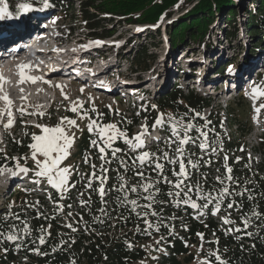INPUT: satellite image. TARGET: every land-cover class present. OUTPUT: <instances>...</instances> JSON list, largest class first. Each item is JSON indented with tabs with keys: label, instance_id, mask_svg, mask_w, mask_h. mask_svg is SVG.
Instances as JSON below:
<instances>
[{
	"label": "trees",
	"instance_id": "1",
	"mask_svg": "<svg viewBox=\"0 0 264 264\" xmlns=\"http://www.w3.org/2000/svg\"><path fill=\"white\" fill-rule=\"evenodd\" d=\"M7 1L9 5L4 7L8 9L11 14L17 15L20 13V8L17 2H15L16 0ZM29 1L38 2L40 0ZM101 1L103 0H85V2H83V18L90 22L88 27L92 33V35H90L93 37H110L114 35L116 29L107 26V24L113 22V18L100 19L97 17V14L90 13V7H96L99 10H106L107 8L108 11H111L114 15L124 17L129 23H157L168 9L176 5H180L182 9L185 5L191 4L193 0H108L107 4ZM0 6H3L2 0H0ZM243 10L246 13V18L250 25L247 31L250 40L254 43L253 47L250 49L251 53L254 54V48L261 42H264L262 38L264 31L260 29L261 27L264 28V0H249ZM119 11H121V13H118ZM237 11H241L239 10V3H237V0H197V3L194 4V8H192L185 17L178 18L169 29L170 42L174 48L179 45H187L190 47V44L194 42H197L198 45L201 44L204 41L209 24L211 21L215 22L214 19L218 18L220 14H224L223 21L225 20L224 25L226 26V29L222 28L223 34L227 40L232 42L236 40L238 35L236 26H232L231 24V22H234L233 19L235 15H237ZM154 37H156V35H154ZM154 37L153 39L155 40ZM151 42L153 41L151 40ZM143 46L144 48L137 50L131 59L133 69H149L153 61L152 55L147 51V47L145 45ZM157 99L156 104L161 111L157 113L152 112L149 116L148 113L150 110L148 106L145 109L139 108L135 117L133 116L135 121L140 117L144 118L145 121L148 119L151 124L162 112L167 116L168 114H173L177 119L184 117V122L192 119L197 126L207 124V128L212 130L209 132V137L213 147L217 143V140L225 147H230L231 143L237 146L241 143V139L250 131V127L244 128L243 126L246 124L237 119L238 114L243 110L242 106L244 105V100L242 97H239L236 102L231 103L229 107V113L231 115L229 121L231 125L238 126L239 128H237L242 134L240 137L232 138L233 141L227 139L222 130L218 128V122H214L213 116L212 118L203 117L201 115L196 116V113H200L203 108L208 105L207 99L198 92L189 90L184 93L180 85L175 84L171 91L161 95L160 98L158 97ZM139 114L141 116L138 117ZM123 129H126L128 135H130L134 132L135 128ZM165 129L170 132V125H167ZM195 133V130H193L192 135ZM219 136H221V140H219ZM95 139H97V134H92V132L89 131L81 133L76 149L78 154L72 155L73 158L71 162H73V164L75 163V159L79 161L77 157L83 158V155L91 153L92 160L98 159V157H96V152H98V150L93 147L91 143ZM124 144V141L117 140L114 142L113 147L122 149ZM262 144L264 145V142H262ZM29 145V142L22 140L11 142L8 150L0 152V166L9 165L8 162L15 163L16 161L12 160L11 157L19 155L18 157L21 158L22 153L29 149ZM167 147L168 146L162 149H152L151 152H156L157 150L170 151ZM260 149L263 160L256 169L246 167L245 162H242V165H235L233 161H231V168L233 169L232 174L239 180V183L234 185L236 191H242L244 188L249 190V192L242 197H232V199L243 202V209L240 211H237L235 208L226 209L227 201H225V208H222L220 211L223 215H228L230 212V218L235 220L236 226L241 228H243V224L240 217L246 213L250 218V224L248 228L244 229L242 232H231L226 234L225 231L220 229L211 216V205L206 209L208 210L206 213H208L209 216L205 219L194 220L188 214H186V217H181L175 210L174 203H170V198L165 195L170 186L161 183L159 185L161 193L157 197V200L163 201V203L154 205L158 217H149L153 222H156L157 219L161 222L160 230L158 232L150 230L151 235L145 234L143 232L145 228L143 220L137 218L136 214L130 210V207L122 205L117 200L118 196L122 197V193L113 189L114 185L118 186L116 178L117 169L128 178L127 181L129 184H132L130 178H135V181L137 180L136 183H138L139 178L136 177L132 171L124 173V170L120 168L116 159L112 158V150L107 149L108 158L111 160V163L105 165V167L109 168V179L105 185L107 194L103 198L107 201V204L101 202L99 193L95 191V189L99 187L97 181L93 180L92 188L87 186L88 183L86 180L90 175L89 172L84 176L85 181H83V185L82 182L78 184V176L73 175L76 184L69 190L66 201H63V203H65L64 205L69 204L70 206L67 215L69 214V224L72 225V228L58 224L57 222H59V220L56 218L51 219L53 225L51 229L47 231L50 235H45L46 243L41 244L38 239L41 236L40 230L41 228L44 229L45 223L48 222H39V220H42L41 217L36 216L33 218L29 224L31 227V234L29 235L23 232L21 236L26 238V242L23 240L19 243V246L21 243V246L24 245V253L27 256V262H22V264H135L136 261L138 262V260H143L146 257V248L143 243L151 237L165 234L170 235L169 241H172V245H170V254L167 255L161 263L188 264L194 260L193 253L191 252L192 246L197 243L198 233L200 232H204L205 235L207 233L208 235L213 233L216 238L215 240L219 239V244H216L219 254L227 260L228 264H264V215L259 217L252 215L253 210L264 213V147L261 146ZM5 156L9 159L5 160ZM117 156L129 160V157H120V154H117ZM209 159L212 161L211 167L209 168L203 164L200 168L201 176H199L197 181L203 183L202 174H206L207 183L204 184V187L207 189L215 185V187L219 188L220 185L214 178L218 175L223 176L225 174V169L221 166L219 160H217L219 158L216 157L215 153H212L208 157V160ZM169 168L170 166L166 164V174L168 173L171 175L170 170H168ZM144 171L150 173L151 169L145 168ZM151 174L156 176L154 172H151ZM73 176L71 177L70 183L73 182ZM168 177L169 179L170 177L174 179L172 176ZM195 181L196 180H193V182ZM78 193H83L81 197L83 200H89L90 198V204L82 207L79 202ZM249 194L253 199L249 200L247 198ZM16 196L18 197V194ZM193 197L196 198L194 194ZM141 203H143V201H141ZM74 205L76 210H74ZM102 207L105 208L106 215L99 211ZM87 210L89 211L87 212ZM137 211H139V209H137ZM2 218L0 220V225L4 224ZM171 218L176 219L173 220ZM179 219H182L185 224L181 227L182 234L177 236L175 232H173V229L179 228ZM164 221H167V224H165ZM6 223L9 225L13 223L18 225V221L12 219H9ZM137 225H139L141 229L140 232L136 231ZM23 226L19 225V228L22 229ZM230 226L234 227L233 225ZM73 229H75V231H73ZM0 231L7 233L8 229L5 226H0ZM172 232L173 234L171 235ZM246 232L252 234L249 236L245 234ZM238 236L240 237L239 239H237ZM207 240L211 241L209 238ZM13 243V241L0 238V253L3 251L4 247L8 249L6 254L4 253L0 256V264H21V262H17L15 259L16 251L12 246ZM129 244L132 246L129 247ZM208 244L215 246V243ZM36 249L39 251H36ZM182 257L183 259H181ZM213 263L218 264L214 259Z\"/></svg>",
	"mask_w": 264,
	"mask_h": 264
},
{
	"label": "rangeland",
	"instance_id": "2",
	"mask_svg": "<svg viewBox=\"0 0 264 264\" xmlns=\"http://www.w3.org/2000/svg\"><path fill=\"white\" fill-rule=\"evenodd\" d=\"M60 1H65L67 3V6L65 7L64 10L61 11L59 10L60 6L55 7L49 11V9H45V10H41V11H37V12H33V13H38V16H42L46 13V15H48V19L46 20L48 22V24H50L51 26H57L58 32H60V34L58 35V40H60V43L62 45H64L63 47H67L65 50H69V45L71 43H75V42H79V41H83L85 43V41H91L92 44H98L100 43L104 38L106 37H100V36H94L93 37H89V30L88 29V25L90 24L89 21H85L83 16H84V10H83V2H85V0H47L48 4L50 6L53 5H58V2ZM130 1V0H128ZM15 2H18V7L20 8V5L23 3H27L26 0H16ZM104 4L108 3V0H103L101 1ZM249 0H237V3H239V10H241L240 12L237 11V15H235V18L233 19L234 22H231L232 26H236V29L238 31V35L236 40L229 42L228 45L231 47V53L233 56L232 60H229V56H230V52L229 51H224L223 56L221 58H219V62H218V66L220 67L221 64H223L224 61H228L226 64H224L222 66V69H224V67H226L227 65H229L228 67H226V69L229 71V69L234 68L235 66H232V63L235 61H239L243 58V56L248 53L250 51V49L253 47V43H251V40L247 39L249 37L248 34L245 33V28L249 29V22L246 18V13L243 10L245 8V6L248 4ZM41 4L42 1L40 2ZM56 3V4H53ZM197 3V0H193L191 2V4H187L185 5L182 9L181 6L176 5L173 8L168 9L164 16H162L159 20L158 23L155 24H151V25H144L141 26L140 24L135 25L132 23H129L128 20L126 21L124 19V17H121L120 15H114L111 11H108V9L106 8V10H99L96 7H90L89 11L91 14H97L98 18L102 19V18H114L113 22L107 24V26L109 28H115L116 32L114 34V36L112 38H107V40H109L110 42H115L117 41V44L112 45L110 43H103L102 45H97L98 48H89L88 46L86 47L87 51H89L90 53H96L94 56H98L99 52H102L105 56V59L107 61V63H111L112 65V69H110L109 73L106 74V79H112L111 74L116 73V68L118 69L117 63L116 61H119L120 59L124 58V60H121L118 62V64H120V71L121 73H125L126 71H128V67L131 64V56L133 54H135V52L137 50L143 49L144 46H141V44H151L154 42H157V44H151L150 45H146L147 46V51L152 55L153 61L151 62V65L149 66L150 69H141L140 72H136V73H131V75L128 76V78H125V80H129L130 85L132 88H135L134 90L137 89H142V90H146L147 87H149V90H147V94L145 95V100L146 102H141V103H129L127 101H125L122 96L120 94H108V93H104V91H101L95 87H89L87 88L86 85L82 82H74L69 88L68 90H66V96L67 99L64 104L63 101H61V103L58 104V111L56 116L54 117V115H49L46 118L42 119L43 117L39 116V121L37 122V124H43V125H48V126H55L57 125L62 117H68L70 119H75L77 121V125L79 126L77 127H72V128H68V131L70 133H74L75 134V142L72 145L71 149H70V155H69V159L67 158L64 162H63V166H68L71 169V177L74 175H78V184L79 182H82L83 185V181H85L84 176L85 174L89 172V174L91 175V173L93 172V168L92 165L95 164L96 165V172L97 175H99V168L100 165L102 163V161L99 159V162L91 161L92 157H88L87 162H89L91 165L90 166H85L84 168H80V167H76L75 165H73L71 162V159L73 158V154L74 151L77 149L76 148V143L78 141L79 136L81 135V132L84 130H89L88 128V124H89V119L88 118H80V113H74L72 111H70L69 109L71 108L73 102H83V109L82 111H87L88 115L92 118V119H97L99 122L101 123H114L116 124L118 127H120L122 130L123 128H135L134 132L131 133L129 136H133L134 134L138 133L141 131V125L144 123L150 124V122L148 121V119L145 121L144 118H140L139 116H141L140 114L138 115L139 118H137V121H135V119L133 118V116L135 117V114H137L139 108H143L145 109L147 106L150 110V112L148 113L149 116L150 114L153 113H157L161 110H159L158 105L156 104L157 102V98L159 97V95H163L165 93H167V91H171L173 89V77L177 75L178 72H176L178 64H183L185 67H188V70L191 71L192 73H197L198 71H200V73H207V69L205 67H210L211 66V62L214 59L215 55H214V51L216 50L217 46H228L226 44V42H224V37H223V29H226V26L224 25V14L223 15H219L218 18H215L214 21H211V23L209 24L208 30L205 34L204 37V43L202 45H198V43L194 42V43H188L190 44V47L188 49H183L185 56H183V59L180 60L182 58V51L180 52H176V53H172L169 52V50H172L170 48L169 45H172L170 42V35H169V29L172 27L173 23L178 19V18H182L185 17L189 11L192 10V8H194V4ZM49 6V7H50ZM51 12V13H50ZM7 13V12H6ZM118 13H121V11H119ZM31 14V13H30ZM7 16V15H6ZM30 16H26V18H29ZM216 17V16H215ZM15 20H11V22H14ZM150 23V22H149ZM260 25V24H259ZM261 26V25H260ZM261 31H264V28H260ZM91 32V30H90ZM92 35V33H90ZM123 35L122 37H118V35ZM153 38L154 35H156L155 41L151 42V39H146V37H148V35ZM215 34L216 37L212 38V46H205L206 44V38H211V35ZM169 36V37H168ZM115 39V40H114ZM128 39V41H127ZM127 41V45L122 47V43L124 42V44H126ZM209 41V40H208ZM249 41V42H247ZM98 42V43H97ZM261 43L259 44L260 47ZM127 47V48H125ZM259 47H255L257 49H259ZM240 49V50H239ZM83 50L78 49L77 51L73 50L70 51L73 54H81L83 57L88 58L91 55L89 53L82 52ZM255 51V49H254ZM238 52V53H237ZM234 53L236 54V56H234ZM119 55H121L120 58ZM227 58V59H225ZM72 59V58H69ZM100 64H104L105 61L100 60ZM80 65V68L83 67V64L81 62H78ZM208 63V64H207ZM206 64V65H205ZM108 65V64H106ZM115 67V68H114ZM122 67V68H121ZM213 67H216V62L213 63ZM84 68V67H83ZM81 68V69H83ZM195 69V70H193ZM193 70V71H192ZM97 71V70H96ZM93 73L98 77V73H96L95 71H93ZM163 73V74H162ZM141 74L142 75V79L137 80L135 77H137V75ZM159 74V75H158ZM162 74V76H161ZM150 76L152 77V80L148 82V84H141L143 85L142 88L139 87L140 82H144L147 77ZM50 79V84L48 85L49 87V92L48 94H50V89H51V85L53 84V79L54 76L49 75L48 76ZM88 79L89 76H87ZM138 78V77H137ZM11 79L15 81L14 76H11ZM154 80V81H153ZM264 80V77H263ZM104 82V81H103ZM41 83V82H40ZM99 83V82H98ZM23 84V83H22ZM150 84V85H149ZM194 84V88L196 91H199V93L201 94H205L206 96H210V93H213L214 91L211 90V92L207 89L206 91L203 90L201 91L200 86H198L196 83ZM260 84V83H258ZM43 85V84H42ZM182 91L188 92L187 89L189 90H193V86H182L179 83ZM14 87V88H13ZM23 87L27 88L25 85H23ZM139 87V88H138ZM264 87V86H263ZM42 88H47V84L45 87L42 86ZM55 89V88H54ZM81 89H83V91H81ZM112 91V90H110ZM109 91V92H110ZM161 91V93H160ZM166 91V92H165ZM11 92L13 93V95H17L18 94V89H17V85L13 84L12 88H11ZM38 96V95H37ZM65 96V95H64ZM160 98V97H159ZM239 98V96L237 95V97H235L231 103L236 102L237 99ZM148 103V104H147ZM153 105H155L156 107H152ZM262 104H259V107ZM257 107V106H256ZM95 108V112L92 111V109ZM243 110L240 111V114H238V118L240 121H243L244 128H248L250 126L251 128V134L246 137H244L243 139H241V141H245L247 144H249V146H252L253 144H255V133H257V126L256 125V121L253 119V117L255 116V112L254 110H252L251 107H249L245 102L244 105L242 106ZM41 112V111H40ZM211 112V110L209 108H206L203 112H202V116L206 117V115H209ZM213 116H217V110L212 111ZM97 113H101L102 117H98ZM164 113V112H162ZM220 112H218L219 115ZM107 114V115H106ZM143 114V113H142ZM165 114V113H164ZM262 116V114H261ZM165 117L167 118V115L165 114ZM214 119V118H213ZM41 120H44V122H42ZM221 120V118H220ZM36 121L34 117L31 118H25V119H19V121L15 122L14 126L10 129L8 128L7 131L6 130H2L0 128V150H4V148H6L8 140L9 139H18V141H20L22 139V141H26L29 142V144H31L32 141V134H40L41 133V129L35 127ZM129 121L131 123H129ZM155 122V120L152 121V123L149 125V128L152 127L151 125ZM215 122V119H214ZM222 123V121H221ZM252 124V126H251ZM212 125V124H211ZM225 125V124H224ZM65 127L67 128V125H65ZM213 127V126H212ZM238 126H233L231 125V128H237ZM259 127V126H258ZM31 128V129H29ZM165 128H167L165 126ZM211 128V127H209ZM218 128H220V125H218ZM239 128V127H238ZM155 129H162V127H157ZM260 129V128H259ZM94 132L95 134H97L95 131H91ZM152 132V131H151ZM4 133V134H3ZM226 136L227 139L233 141L232 138L235 137H240L242 136V134L240 133L239 129L236 130H232V132H226ZM3 135L5 136V138H3ZM151 135V134H150ZM150 135L148 137H150ZM196 135V134H195ZM194 135V136H195ZM148 137H146V140L148 139ZM219 140H221L220 136L218 137ZM123 141V140H121ZM148 141V140H147ZM259 141V140H257ZM223 146L220 147V150H222V152L227 153V150H230L228 147L222 148ZM242 149V148H241ZM129 151V149L127 150ZM130 154H134L133 152H130ZM230 156L232 155V153L230 152L229 154ZM22 156L24 157H28L27 160L22 159L23 162L21 163L22 166L28 167L29 169H35L36 165L34 163V161L31 159V154H30V149H28L26 152L22 153ZM128 155H126L127 157ZM23 157V158H24ZM123 159V158H122ZM195 160V159H194ZM8 167H6V170L3 172V174H6V172L12 174L13 171H16V166L13 164V162H8ZM28 165V166H26ZM34 172V171H31ZM35 174V172H34ZM90 175L88 177V181L90 178ZM108 175V173H107ZM36 176V175H34ZM74 176H73V182L70 183V185H75L76 181L74 182ZM70 177V179H71ZM39 178V177H38ZM42 181H44L45 183L46 180L41 178ZM126 180H128L125 177ZM86 180V181H87ZM70 182V180H69ZM98 182V181H97ZM48 185V184H47ZM48 188H51V185L48 186ZM71 188H68L66 191H59V195L66 197V195L69 193V190ZM96 191V190H95ZM20 193V192H19ZM88 193V192H87ZM48 195V194H47ZM46 195V196H47ZM51 197V199L49 198ZM82 195L79 194V202L81 200H83ZM24 198H26V200H24ZM37 201H39V203L37 204ZM55 201L53 199V194H49L47 199H42L40 197V195L37 193H32L30 192V190L26 189L24 191H22L20 194H18V197L13 199L9 204H3V206H5V208L3 210H5L7 212H9V210L12 207V205L15 206L14 210H18V208H20V214H24L25 216H29V211L30 209H33L34 211H39V213H42L43 215H38V217H41L42 220H39V222H50L51 219H59L60 222H57L59 224H61V221L64 223L69 222L67 216H66V210H69V204L67 205H63L62 202L60 204H62L63 210H59L58 208H56L58 205H54ZM9 205H11V208H9ZM30 205H35V207H31ZM50 206V207H48ZM2 210V213H3ZM11 210V212L13 211V213H16V211ZM89 210H87L88 212ZM25 212V213H24ZM38 213V214H39ZM4 216V215H3ZM30 216L32 217V215L30 214ZM33 218V217H32ZM220 218V228H222L223 230L227 229V225H224L222 223V218ZM27 219V218H26ZM22 220L24 221L23 217ZM56 222V221H55ZM157 239H151L149 241L144 242V245L147 247V249L149 250V257L145 262H141L142 264H158L156 261V256H154V253H152V251L156 250H160L159 254L157 255V257H161L162 255H164V249L163 248V244L157 243ZM202 250H206L205 247L203 246V249H201V245H199L198 249H194V252L197 253L198 255L195 257V260L190 263V264H202V259L205 260V258L202 255ZM183 259V257L181 258Z\"/></svg>",
	"mask_w": 264,
	"mask_h": 264
},
{
	"label": "snow or ice",
	"instance_id": "3",
	"mask_svg": "<svg viewBox=\"0 0 264 264\" xmlns=\"http://www.w3.org/2000/svg\"><path fill=\"white\" fill-rule=\"evenodd\" d=\"M44 7H49L47 0H42ZM33 9V5L31 3H23L20 5V11L29 12ZM6 13L5 7L0 6V19L5 18ZM98 43V42H97ZM33 66L29 64H20L17 66L18 74L20 76L19 83L32 82L35 83L37 80L42 79L41 77H35L29 75L25 69H31ZM232 69H229L231 72ZM6 82L5 77L2 73H0V100L5 101L6 108L0 110V124L3 125L5 129L11 128L15 124V113L12 111L14 106V101L11 99L10 95L4 91L3 85ZM50 83V82H49ZM264 80L260 82L259 85H255L252 88V95L254 101L259 97H264ZM62 87V86H61ZM23 91V89H21ZM83 91V89H81ZM22 99H27V97H21ZM65 98L67 96L65 94ZM152 107H156L153 105ZM264 108V104L260 105V107H255L254 104V112L255 116L253 119L256 122H259V114L261 109ZM83 102H73L70 111L74 113H80V118H88L89 124L88 128L90 131H95L97 133V139L93 140L91 143L93 147L97 148L100 156L99 159L102 161L99 168V175L96 172V165L93 164V172L90 175L88 187L92 188L93 180L99 182V187L95 189L100 197L101 202L103 204H107V201L104 200V196L106 193L107 181L109 179L107 173L109 172V168L105 167L106 164L111 163V160L108 158L107 149H111V156L113 159H116L117 163L120 165V168L124 170V173L128 171H132L133 174L139 178L138 183L129 184V182L125 179V175L117 169V181L118 186H113V189L119 193H122V197L118 196L117 200L125 206L130 207V210L134 212L137 218L142 219L145 225L143 232L147 235H151L150 230L159 231L161 222L157 219L156 222H153L149 217H158L157 211L154 209V205L157 203H163V201H158L157 197L161 193V189L159 185L161 183H165L169 185L168 191L165 193L167 197L170 198L169 202L174 204H183L188 205L192 209L197 211H202L203 209L209 208V205L212 206V211L214 214H218L222 208H225V201H227L226 209L235 208L237 211L243 209V202L232 199V197H242L246 193L249 192L247 188H244L242 191H236L234 185L239 183L238 178L233 176V169L228 166V156H224V168L225 174L223 176H216L214 180L220 185L219 188L215 187V185L210 188H205L204 184L207 183L206 174H202L203 183L200 181H192V174L194 170H198L200 167V160L203 159V156L193 159L192 157L195 155L187 150L186 146L194 145L198 147L202 153H208L211 151L215 153L217 151V147H213L209 132L212 131L207 128V124L203 126H197L192 119H189L187 122H184V117H180L177 119L173 114H168L167 118L164 113H160L155 122L151 125L152 129L157 127H165L170 125L171 135L166 142L169 146L170 151L165 150H157L156 152H151L145 150L147 147L146 137L150 135L149 125L144 123L141 125V131L134 134L133 136H129L126 129H121L114 123H101L97 119H92L87 111H82ZM18 111L23 114L29 115H40L43 116L45 113H28L27 109L21 106ZM95 112V108L92 109ZM187 115V114H185ZM199 113H196V116H199ZM98 117H102L101 113H97ZM7 118V122H4V118ZM129 123H131L129 121ZM67 125V128L65 127ZM35 127L41 129L40 134H32V143L28 146L30 149L31 159L34 161L36 167L35 169H29L28 167L22 166L20 164L19 157H11L12 160L16 161V169L18 171L12 172L13 176H16L18 172L28 173L29 171H34L36 177L43 178L46 180L48 185H51L53 188L63 192L66 191L69 187H74V185L69 184V180L71 177V169L68 166H63V162L68 158L71 154L70 149L75 142V134L70 133L68 128L79 127L77 125V121L75 119H70L68 117H62L60 122L55 126H48L43 124H37ZM195 130L196 135L193 136L192 132ZM158 139V138H157ZM117 140H123L126 145L129 146V149L137 152V155L130 157L129 160H125L119 158L117 156L118 153L122 152L120 148H114V142ZM175 145L173 148L172 146ZM3 150H0L2 152ZM171 153V154H170ZM5 160L9 159L8 157H4ZM23 159L27 160L28 157H24ZM86 162L88 158H85ZM206 164H211V159L205 161ZM166 164L170 166L168 170H170L172 177L174 179H169L166 174ZM178 166V170L177 167ZM145 168H150L151 172L156 173V176L153 177L150 173L144 171ZM6 170V165L0 166V174H2ZM40 181L37 180L36 183ZM109 189V190H113ZM193 194L196 198H193ZM83 195V193H81ZM134 197V198H130ZM51 199V197H49ZM249 200L253 199V197L249 194L247 197ZM143 201V203H141ZM91 200H81V206H86L90 204ZM39 201H37V204ZM31 207H35V205H30ZM63 205H58L59 210H63ZM70 207V206H69ZM11 208V205H9ZM139 209V211H137ZM99 211L101 213L107 214L105 208H100ZM38 215H43L39 213ZM253 216H261L264 213L257 212L255 210L252 211ZM231 213L222 217V223L224 225H233L234 227H229L225 229V233L231 232H242L244 229H247L250 224V218L245 213L240 219L243 224V228L236 226V221L231 219ZM3 225L7 227V233L0 231V238H5L10 241H15L19 239V236L16 234L15 229L17 225L7 224L6 222L9 219L12 220H21V217L17 213H13L11 211L7 212L3 216ZM24 225L20 231L31 234V227L28 222L21 221ZM67 227L72 228L71 224H68ZM174 230V229H173ZM75 231V229H73ZM137 232H140L141 229L139 225L136 228ZM41 232H44L45 235H50L49 232H46L45 229L41 228ZM246 235H251L252 233L246 232ZM45 235H41L39 239V243H46ZM201 241H204V234L198 233ZM240 237L238 236L237 239ZM159 243V241H157ZM208 243L219 244V239L215 241H208ZM132 245L129 244V247ZM201 249H203V243L201 244ZM36 251H39L36 249ZM213 259L218 262V264H228L227 260H225L217 249L214 252H209L205 257V260L202 261V264H213Z\"/></svg>",
	"mask_w": 264,
	"mask_h": 264
},
{
	"label": "bare ground",
	"instance_id": "4",
	"mask_svg": "<svg viewBox=\"0 0 264 264\" xmlns=\"http://www.w3.org/2000/svg\"><path fill=\"white\" fill-rule=\"evenodd\" d=\"M53 4H56V3H53ZM54 6H56L57 7V5H53V6H50L49 8L48 7H44V8H42L41 10H45V9H49V11H51L53 8H54ZM34 9H38L39 10V8H34ZM37 12V11H36ZM38 13H33L29 18H26V17H22V23H26V24H29V23H31V21L35 18V19H38V15H37ZM19 18V16H17V17H15V18H9V20L11 21V20H17ZM33 24H35V23H33ZM248 40L250 39V37H248L247 38ZM56 41L58 42V41H60V40H58V39H56ZM247 42H249V41H247ZM251 43H252V41H251ZM254 44V43H253ZM78 49H76L75 51H77ZM73 52V51H72ZM72 52H70L69 51V54L67 55V56H64V58L62 57V60L61 59H58L59 61H57L58 63H57V65H62L64 62L66 63V64H72L73 63V68H76L78 71H82V72H84V71H88V70H92V72L93 71H95L96 73H98L97 75H98V78L100 79L101 78V75H102V81H104V83H105V87L106 88H108V86H107V84L109 83L110 84V89L111 90H115L116 89V87H117V85H118V81L115 79L116 77H117V71H116V73H112L111 74V76H112V79H114L112 82H111V80L112 79H106V74H108L109 73V71H107V72H104V73H102L101 74V72H100V69H101V64H100V61L99 60H95L94 61V58H93V56L91 55L90 57H88V58H85V57H83L81 54H78V55H76V54H73ZM82 52H85L84 50L82 51ZM251 52V50L248 52V53H250ZM41 57H44V56H41ZM69 58H72V59H69ZM30 59V58H29ZM225 59H227V58H225ZM94 61V63L92 64V62ZM78 62H81L82 64H83V67H81V68H83V69H81L80 68V65H79V63ZM116 63H117V66H118V70H119V74H121V71H120V64H118V61H116ZM108 65H111V63L109 62V63H107ZM208 64V63H207ZM32 66H33V64H31ZM63 65H65V64H63ZM206 65V64H205ZM211 66H212V62H211ZM210 66V67H211ZM210 67H208V68H210ZM122 68V67H121ZM206 69H207V67H205ZM6 69V74L8 75L9 73H11V75H10V78H11V76H14V79L16 80L17 78H18V76H17V74H16V69H15V66L13 65V63H11L8 67H6L5 68ZM31 69H33V67L31 68ZM129 69H131V64H130V66L128 67V71H129ZM27 70H29V69H27ZM97 70V71H96ZM193 70H195V69H193ZM128 71H126V72H128ZM125 72V73H126ZM176 72H177V70H176ZM198 72H200V71H198ZM83 74H85V76H89V75H87L86 73H83ZM202 75H204V77L205 78H208V79H210V80H212V81H214L215 83H219V81L215 78V77H213V76H211L210 74H208V73H201ZM138 77V78H137ZM137 77H135L137 80H140V79H142V75L141 74H139V75H137ZM51 78H49L48 80H50ZM12 80V79H11ZM152 80V77H150V76H148L147 77V79L144 81V82H140V85L141 84H143V83H145V84H148V82L149 81H151ZM13 81V84H14V80H12ZM17 81H19V80H17ZM154 81V80H153ZM39 84H40V82L43 84V87H45L46 86V84H47V82H43V81H41V80H38L37 81ZM82 82H83V80H82ZM239 82V85L240 86H242V84L244 83V82H241V81H238ZM17 82H15V84H16ZM195 83L197 84V85H200L199 84V82L198 81H195ZM95 84H97V86H98V81H96L95 82ZM35 85V84H34ZM126 85H128V86H130V84H127L124 80H123V82H122V84L120 85V87H119V89L118 90H123L124 88H125V86ZM150 85V84H149ZM38 86H40L41 87V85H38ZM40 87H36V91H37V93H38V95H42V91L43 90H40ZM139 87H141V86H139ZM138 87V88H139ZM12 88V87H11ZM14 88V87H13ZM42 88V87H41ZM131 88V87H130ZM17 89H18V86H17ZM11 90V89H10ZM137 90H139V89H137ZM46 91H48L49 92V90L47 89ZM161 92V91H160ZM119 94H121V91H119L118 92ZM18 94H19V89H18ZM17 94V95H18ZM111 94H113V93H111ZM169 139V136H167V137H165L163 140H168ZM189 146H191V145H189ZM11 177H14L13 179L15 180L16 179V177L17 176H11Z\"/></svg>",
	"mask_w": 264,
	"mask_h": 264
}]
</instances>
